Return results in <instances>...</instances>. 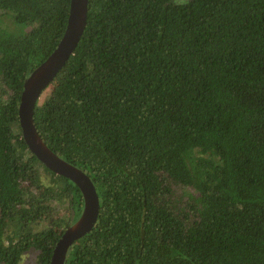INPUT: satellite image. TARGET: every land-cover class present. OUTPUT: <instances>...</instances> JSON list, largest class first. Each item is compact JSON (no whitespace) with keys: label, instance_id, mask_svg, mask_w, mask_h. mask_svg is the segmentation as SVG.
<instances>
[{"label":"trees","instance_id":"obj_1","mask_svg":"<svg viewBox=\"0 0 264 264\" xmlns=\"http://www.w3.org/2000/svg\"><path fill=\"white\" fill-rule=\"evenodd\" d=\"M69 6L0 0V264H49L83 208L18 124ZM33 123L99 198L66 264H264V0H88Z\"/></svg>","mask_w":264,"mask_h":264},{"label":"water","instance_id":"obj_2","mask_svg":"<svg viewBox=\"0 0 264 264\" xmlns=\"http://www.w3.org/2000/svg\"><path fill=\"white\" fill-rule=\"evenodd\" d=\"M88 0H70L67 23L52 52L25 78L18 105V124L29 151L50 171L72 181L80 190L83 208L79 217L65 228L55 243L49 264H66L70 245L93 228L99 213V198L89 176L52 152L37 133L33 111L41 93L55 79L73 54L85 29Z\"/></svg>","mask_w":264,"mask_h":264},{"label":"rangeland","instance_id":"obj_3","mask_svg":"<svg viewBox=\"0 0 264 264\" xmlns=\"http://www.w3.org/2000/svg\"><path fill=\"white\" fill-rule=\"evenodd\" d=\"M26 259H27V261H26ZM24 262L31 263V262H32V256L29 255V256H27L26 258H24Z\"/></svg>","mask_w":264,"mask_h":264}]
</instances>
